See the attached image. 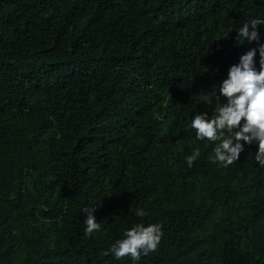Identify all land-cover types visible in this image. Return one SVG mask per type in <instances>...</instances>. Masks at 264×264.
<instances>
[{"label": "trees", "instance_id": "1", "mask_svg": "<svg viewBox=\"0 0 264 264\" xmlns=\"http://www.w3.org/2000/svg\"><path fill=\"white\" fill-rule=\"evenodd\" d=\"M256 18L264 0H0V264H264L258 144L224 168L190 126ZM139 223L156 251L103 255Z\"/></svg>", "mask_w": 264, "mask_h": 264}, {"label": "clouds", "instance_id": "2", "mask_svg": "<svg viewBox=\"0 0 264 264\" xmlns=\"http://www.w3.org/2000/svg\"><path fill=\"white\" fill-rule=\"evenodd\" d=\"M264 25V19H252L245 22L237 31L236 40L243 39L257 47L249 49L241 55L239 62L228 68L227 78L219 83L217 104L210 117L208 112L196 114L191 121L196 139L214 143L213 155L209 156L212 163L224 168L238 161L245 145L258 144L255 161L264 168V43H260L258 26ZM259 53V68L256 67V56ZM221 97L226 103L221 102ZM243 121V123H242ZM201 155L195 149L186 157L192 167ZM95 209L85 208V234L92 235L101 230V225L94 216ZM135 215L143 218L146 212L139 209ZM162 225L136 224L124 232L123 239H117L110 249L103 253H112L120 259L130 256L133 262L141 255H148L157 250L162 238Z\"/></svg>", "mask_w": 264, "mask_h": 264}]
</instances>
